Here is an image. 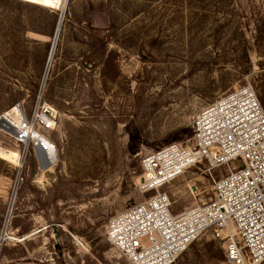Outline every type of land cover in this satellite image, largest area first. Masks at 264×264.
Wrapping results in <instances>:
<instances>
[{"label": "rangeland", "instance_id": "374dc122", "mask_svg": "<svg viewBox=\"0 0 264 264\" xmlns=\"http://www.w3.org/2000/svg\"><path fill=\"white\" fill-rule=\"evenodd\" d=\"M52 4L0 0V116L42 95L59 155L24 157L0 119V264H130L105 227L152 195L145 155L189 146L193 118L236 88L264 109V0H63L57 36ZM225 171L202 162L163 187L172 213ZM174 264H224L222 244L201 237Z\"/></svg>", "mask_w": 264, "mask_h": 264}, {"label": "built area", "instance_id": "2783aa9c", "mask_svg": "<svg viewBox=\"0 0 264 264\" xmlns=\"http://www.w3.org/2000/svg\"><path fill=\"white\" fill-rule=\"evenodd\" d=\"M62 1L52 0V8ZM59 12L58 20L64 13ZM14 109L15 146L24 157L30 148L38 151L43 166L55 167L58 150L48 135L57 113L42 95L28 115L21 105L8 112ZM191 128L189 146L168 145L141 160L138 191L152 195L111 218L105 227L108 242L130 264H174L207 236L222 244L224 264L264 263V109L254 89L239 87L222 96L193 118ZM202 162L226 168L225 174L213 182L208 202L173 214L161 189Z\"/></svg>", "mask_w": 264, "mask_h": 264}, {"label": "bare ground", "instance_id": "6f19581e", "mask_svg": "<svg viewBox=\"0 0 264 264\" xmlns=\"http://www.w3.org/2000/svg\"><path fill=\"white\" fill-rule=\"evenodd\" d=\"M61 17H62V15H61ZM61 17H60L59 22H58L57 27H56V31H55V32H56V35H55V36H57V33L60 31V30H59V27H60V24H61ZM55 39H56V37H55ZM55 39H54V42L56 41ZM54 45H55V43L53 44L52 50H53V48H54ZM52 52H53V51H52ZM52 52H51V56H52ZM50 58H51V57H50ZM16 110H17V109H14L12 112H8V113L4 114V116H3L4 119H5V122H6L7 126L2 124L3 127L5 128V129H4V128L2 127V129H4L5 131H8V132L11 133V134H12L11 123H12V117H13V116H10V117H6V116H7V114H9V113H10L11 115H12V113H16ZM6 236H7V235H6ZM73 238H74V237H73ZM6 239H7V240H11L10 237H7V238L5 237V240H6ZM12 240H14V239H12Z\"/></svg>", "mask_w": 264, "mask_h": 264}, {"label": "water", "instance_id": "95a60500", "mask_svg": "<svg viewBox=\"0 0 264 264\" xmlns=\"http://www.w3.org/2000/svg\"><path fill=\"white\" fill-rule=\"evenodd\" d=\"M37 156H38V154H37ZM40 166H42L41 163H40Z\"/></svg>", "mask_w": 264, "mask_h": 264}]
</instances>
